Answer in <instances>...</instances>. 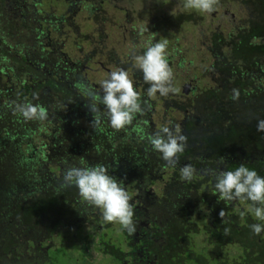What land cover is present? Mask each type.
Returning <instances> with one entry per match:
<instances>
[{"label": "trees", "instance_id": "trees-1", "mask_svg": "<svg viewBox=\"0 0 264 264\" xmlns=\"http://www.w3.org/2000/svg\"><path fill=\"white\" fill-rule=\"evenodd\" d=\"M12 2L8 11L0 0V253L25 252L28 264H60L61 247L38 244L72 233V241L80 234L83 243L97 240L93 250L125 264L118 245L108 241L112 224L102 210L86 204L75 187L61 186L67 166L101 164L131 198L137 225L133 234L123 230L124 241L134 245L126 264H264V232L249 228L260 223L248 211L253 202L224 201L212 176L239 164L264 176V131H257L264 120V0L244 9L229 45L205 51L208 73L196 78L182 119L167 126L186 137L175 167L149 144L158 132L144 114L149 102L136 120L113 129L101 105L89 99L93 87L79 65L52 51L10 48L5 29L17 30L13 20L24 17L22 2ZM204 75L213 83L200 84ZM25 103L43 108L47 118L25 120L16 108ZM186 164L196 170L190 181L179 176Z\"/></svg>", "mask_w": 264, "mask_h": 264}, {"label": "rangeland", "instance_id": "rangeland-1", "mask_svg": "<svg viewBox=\"0 0 264 264\" xmlns=\"http://www.w3.org/2000/svg\"><path fill=\"white\" fill-rule=\"evenodd\" d=\"M13 0H4L5 7L8 4L11 5V2ZM75 0H19L20 4L22 2V5L31 6L32 4L36 5V9L43 10L45 12H49L53 16L57 17L60 15H64V19L67 17V14L64 13L65 5L66 3L74 2ZM82 2L83 0H76V5L78 2ZM97 0H92L91 5ZM119 9L117 10H108L109 15L108 21L103 24L102 21L98 18L97 22L95 23L93 20L88 21L84 16L79 17V15L73 16L70 21L69 27L64 24V27L62 28V34L59 38V41L57 42V54L67 62L75 63V62H81L83 59L87 56L92 54L91 58V64L87 68H84V76L88 80H84L86 85H92L93 88H90L89 92H94L99 94L100 91V82L107 78L108 74L107 71H104L102 68H100L98 63H102L106 65V68L108 67L109 73L112 71H115L117 69H120L121 67H116L111 62L107 61L108 56L107 52L109 50H112V53L114 55H119L121 58V62L123 63V57L128 55L131 57V62L135 66V69L132 68H123L125 71L128 72L129 78L133 81V87L134 90L137 91L140 95L141 104L146 103L151 104L150 107H148V111L150 112L149 115L147 113H144L147 118H149L150 123L152 125V129L154 131H159L162 127H167L170 125L171 120H177L180 121L183 117V108L187 110V106L191 100V97H186V94L184 93L185 90L189 89L188 79L184 80L186 75H190V73L194 74V76H199L200 74H205V66H208L210 62L209 55L205 52V50L200 48V43L203 42L205 46L209 45V41H207L209 38L208 36L211 34V31L218 30L223 35L228 34L232 30L233 21L235 24H238V19L245 17L246 12L244 10V6L240 7L238 0H230L231 2L228 5H224L222 9L219 8L215 4L214 11L211 14L201 12L199 10L191 9L185 7V0H154L149 1L147 4V1L145 3V0H136L137 4L139 6L142 5V7H137L138 10L131 11L129 10V6L125 5L128 4L130 1L124 2V0H112ZM118 1V2H117ZM79 2V3H80ZM216 2V0H215ZM13 3V2H12ZM119 3V4H118ZM145 3V4H144ZM98 2H96L97 6ZM144 4V5H143ZM119 5V6H118ZM250 5V4H249ZM120 6H124V8H127L128 14H129V23L132 24L130 27L132 28V33L135 34L136 30H138V27H141L142 25L146 27V24L148 21H161L164 23L165 19L171 20L174 16H176L178 13L186 14L192 12H196L197 15L202 17V21L198 22V25H195L193 23L188 22L187 20H184L183 22L180 21L178 23V27L175 30H172V28L169 30L168 25H166V28L161 27L162 23L159 24V29L157 30V34L154 36H157L158 39L155 42L158 41H164L167 42L166 51L171 50V48H180V58L181 62H183V65L180 67H177L176 63L179 60L177 58L171 61V63H168L170 69L172 70V79H171V88L175 89V91H169L166 95L161 96L157 92L156 94L152 96H148L146 89L149 86V83L146 82L145 84H141V81H136L133 79L132 71L136 70L139 71L142 77L141 71L136 66V62L133 56V53L137 54L136 51L140 52L141 49L137 46H134L131 44V37L129 35V31L125 34V41H123V46L120 47L119 44L122 42V36H121V29L122 25L125 24L122 16H124L122 8ZM251 7V5L249 6ZM6 9L10 11L9 6L7 5ZM7 11V10H6ZM118 11V13H116ZM226 11L227 16L226 20L223 18L219 19V16L221 15V12ZM49 14V15H50ZM104 15H99L100 17ZM233 15L234 19L233 21L230 20V16ZM13 17V16H10ZM121 17V19H120ZM236 18V19H235ZM25 17H20V19L16 18V21L13 20V23L16 24L17 22V30L22 29L24 27ZM228 19V20H227ZM221 21H224L222 23ZM226 21V22H225ZM165 24V23H164ZM224 24V25H223ZM176 26V25H174ZM199 26V27H198ZM222 26V28H221ZM24 29V28H23ZM22 29V30H23ZM99 29H103L100 34L102 35V38H100V34L98 33ZM145 30V28H144ZM199 30L202 31V39H199L198 33ZM7 36H11L14 33V31H11L10 29H5ZM150 30H148L149 32ZM153 31V30H152ZM95 32V33H93ZM106 36V37H105ZM8 41L10 42V45L15 47V44L20 45H26L27 43V36H18L17 38H13V40L10 37H7ZM10 38V39H9ZM103 39V42H100V40ZM140 41V39H138ZM103 43L104 45H102ZM174 44V46H173ZM104 46V47H103ZM144 49V48H143ZM95 50V53H90L91 51ZM112 54V55H113ZM141 54V53H138ZM208 73V72H206ZM215 79V78H214ZM193 81V80H192ZM200 84L203 86H207L209 84H212L213 79L210 77V75L205 76L202 79L198 80ZM187 88V89H186ZM90 99V98H89ZM102 114H105L106 110L104 109V106L101 105V111ZM137 115L134 116L133 120H136ZM144 117V118H146ZM144 118H141L145 120ZM136 123L140 127L141 121H136ZM155 188H151L152 192H155ZM107 223V222H105ZM112 224V227L106 232L109 233L111 243H116L121 250H123V254H129L130 250L127 249V245L125 244L124 238H123V229L120 225H118L115 222L109 223V225ZM85 229V226L83 227ZM82 233L84 230L81 231ZM81 239H73L72 233L68 234V237L62 238L61 235L54 234L51 235L50 238H47L45 241H42L38 244L39 248L42 249H48L51 248L52 251L55 248H62L64 257L59 258L60 264H67L68 261L70 264H112L109 261L110 259L103 256L102 253L99 251L93 250V244L97 240L91 239V242L89 244L81 242L83 238V234H80ZM136 237V236H135ZM132 240H134L132 238ZM135 241V240H134ZM128 243V242H127ZM21 246V245H20ZM86 246V247H85ZM85 247V248H84ZM8 248L11 250L12 248L10 245ZM89 248V249H88ZM17 249V248H15ZM20 249V248H19ZM15 252V251H14ZM15 253H20L19 251ZM70 257V258H69ZM18 258L17 254L14 253H7L6 259L8 260H16ZM69 258V260H67ZM129 261V257L124 261L125 263ZM16 264H18L17 261H15Z\"/></svg>", "mask_w": 264, "mask_h": 264}, {"label": "clouds", "instance_id": "clouds-1", "mask_svg": "<svg viewBox=\"0 0 264 264\" xmlns=\"http://www.w3.org/2000/svg\"><path fill=\"white\" fill-rule=\"evenodd\" d=\"M185 7L211 14L214 11L215 0H185ZM167 41L149 42L141 54L133 53L136 66L142 73V78L149 83L147 95L157 92L164 96L171 88L172 70L167 62ZM91 100L103 105L109 125L116 130L128 125L136 114H142L140 95L134 90L133 81L123 68L108 73L106 79L100 82V93L89 92ZM237 94L233 90V99ZM91 112L97 111L95 103H89ZM25 120H44L47 112L31 103L16 106ZM99 113L96 119L99 120ZM257 131H264V120L257 121ZM186 137L177 127L175 131L162 127L160 131L149 136L151 148L160 154L166 165L175 167L177 154L183 152ZM182 180L190 181L196 170L186 164L178 169ZM213 187L224 201L247 200L253 202L248 211L260 221L249 225L254 235L264 232V176L254 169L239 164L233 170L212 171ZM62 187H75L83 201L102 210L105 222L118 223L129 234L136 231L133 221V207L129 194L121 187V183L108 174L101 164L92 166L69 165L65 168ZM222 214V211L219 215ZM241 215H244L241 212ZM227 231V229H225Z\"/></svg>", "mask_w": 264, "mask_h": 264}, {"label": "flooded vegetation", "instance_id": "flooded-vegetation-1", "mask_svg": "<svg viewBox=\"0 0 264 264\" xmlns=\"http://www.w3.org/2000/svg\"><path fill=\"white\" fill-rule=\"evenodd\" d=\"M127 1H130L129 5L128 4H125V5L129 6V10H131V11H133V10L136 11V10H138L137 7H140V8L142 7V5L139 6V4H137L136 0H124V2H127ZM146 1L148 4L149 1H154V0H145V3H146ZM251 1H257V0H238L237 2L239 3L240 7L244 6L245 8L248 9ZM79 2L77 3V5H76V0L74 2L66 3V5H65L66 8L64 10V13L67 14V17L65 19H64V15H60V16L55 17L52 14H50L49 12H45L43 10H38V9H36L35 4H32L31 6H27V5L23 4L20 7L19 12L20 11H21V13L23 12V16L25 17V20L23 19V22H24L23 28L24 29L22 28L23 29L22 30L19 28L18 32H16V30L14 29L13 31H14V33L16 32V34H13L11 36L9 35L7 37H11V39H13V38H17L19 35L20 36H27V42H26L27 44L26 45L15 44L16 45L15 47L10 46V48H12L13 50H16L19 48L22 51H24V53L26 51H30L29 48H31V47L34 49L35 52H37V51H40V52L41 51H48V52L52 51V53H57V47L56 46H57V42L59 41V38L62 34V28L64 27V24L67 25V27H69L71 18L73 16H76V15H79V17L84 16V18H86V20H88V21L93 20L95 23L97 22V19L99 18L102 21V23L105 24L109 19L107 16V15H109V11L119 9V7H117V5H115V3L112 0H97L92 5H91L92 0H83L82 2H80V3ZM96 2H98L97 6H96ZM230 2H231L230 0H216L215 4L217 6H219L220 9H222V7L224 5H228ZM245 4H247V7ZM120 7L122 8V11L124 13L123 14L124 16H122V18L126 19V20H124L125 24L120 27V28H122L121 29V31H122V33H121L122 42L119 44V46L120 47L123 46V43H124L123 41H125V37H126L125 34L129 31V35L131 37V44L134 46H137V49L138 48L141 49L140 52L136 51L137 54L142 53L144 51V49L148 46L149 42H155L158 39V37L154 36V35L157 34V30L159 29V27H158L159 24L162 23L161 27H163V28L164 27L166 28V25H168L169 30L171 28H172V30H175L178 27V23L180 21L183 22L184 20H187L188 22L193 23L195 25H198V22L202 21V17L197 15L196 12L191 11L190 13H186V14L178 13L171 20L165 19L164 20L165 24L159 20L158 21H156V20L148 21L146 24V27H144L143 25L141 27H138V30H136V33L133 34L131 31L133 27H130L132 24L129 23L130 20L128 18L129 17L128 10H127V8H124V6L123 7L120 6ZM116 13H118V11ZM101 14H104V15H102L100 17L99 15H101ZM20 16L22 17V15H20ZM226 16H227V12L223 11V12H221V15L219 16V19L223 18L224 20H226ZM229 16H230V20H228V19L227 20L229 22L233 21V19H234L233 15H229ZM120 19H121V17H120ZM10 20H12V19H10ZM221 22L224 23V21H221ZM232 23H233V26L231 27L232 30L226 35H223L221 32H219L218 31L219 29L217 31L216 30L211 31L210 32L211 34L208 36L209 39L207 40V41H209V45L205 46L204 43L201 42L200 48L203 47V49L206 52H209V51H214V50L218 51L221 46L229 45L230 41L232 40L233 32L238 31V26L240 25L241 20L238 22V24H235L234 21ZM174 25H176V26H174ZM144 28H145V30H144ZM221 28H222V26H221ZM102 30L103 29H99L98 33L100 34V32ZM148 30H150V31L148 32ZM239 30H241V29H239ZM93 33H95V32H93ZM103 34H100L99 37L102 38ZM198 36H199V39H202L203 35H202L201 30H199ZM138 39H140V41ZM100 42H103V39H101ZM167 43H169V42H167ZM101 44L104 45L103 43H101ZM173 46H174V44H173ZM94 51L95 50L91 51L90 53H92V52L95 53ZM166 52H167V62L168 63H171V61H173L174 59L177 60V58H178L179 60L176 63L177 67H180L183 65V62H181L182 59L180 58V52H181L180 48H177V47L173 48L172 47L171 50H169V53H168V51H166ZM107 53H109V54H107V56H108L107 61L111 62V64H113L114 66H116V67L119 66L121 68L127 67V68L135 69V66L131 62L132 61L131 57H129L128 55L123 57L122 61H124V62L122 63L120 61L121 58H119L120 56L114 55L112 53V50H109V52H107ZM91 58H92V54L87 55L83 59V61L75 62L74 64L79 65L82 68V70H84V68H87L89 66V64H91V62H92ZM98 64H99L98 66L100 68H102L104 71H107V74H108V72H109L108 67L106 68V65H104L102 63H98ZM131 71H132L133 79L136 80V78H137L136 81L142 80L141 84L143 83L146 85V82L143 80V78L138 77V76H141V75H138V74H140L139 71H136V70H131ZM194 75H195V73L194 74L190 73V75H186L184 78V80L188 79L187 83L189 84V86L191 85L189 87V89L186 88L187 90H185V92H184L186 94V97H188L190 95V92L195 89L196 78L198 76H194ZM125 244L127 245V249L130 250V252H129V254H125V256H124L123 250H121V248L118 247L117 249L119 250V254H120L119 256L121 259L128 258L133 253V251H131V250H132V248H134V245H132L131 242H130V244H128L126 241H125ZM6 254L0 253V264H16L15 261H17L18 264H28V263H26L28 257H27L25 252L19 253L18 258L15 261L6 259ZM44 263H45V261L43 259H41V261L39 260V264H44Z\"/></svg>", "mask_w": 264, "mask_h": 264}, {"label": "water", "instance_id": "water-1", "mask_svg": "<svg viewBox=\"0 0 264 264\" xmlns=\"http://www.w3.org/2000/svg\"><path fill=\"white\" fill-rule=\"evenodd\" d=\"M109 73V72H108Z\"/></svg>", "mask_w": 264, "mask_h": 264}]
</instances>
